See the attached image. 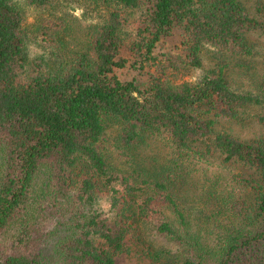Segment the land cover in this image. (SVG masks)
<instances>
[{
    "label": "trees",
    "instance_id": "1",
    "mask_svg": "<svg viewBox=\"0 0 264 264\" xmlns=\"http://www.w3.org/2000/svg\"><path fill=\"white\" fill-rule=\"evenodd\" d=\"M24 2L31 22L15 0H0V264H116L127 240L142 242V225L161 241L143 242L149 264H264V141L216 132L259 100L232 89L222 67L172 83L203 67L206 46L250 56L264 23L238 0ZM68 7L92 28L73 47ZM175 30L180 46L155 55ZM133 58L154 68L145 83L113 75ZM109 121L120 125L119 155L165 137L174 157L150 168L135 155L133 173L119 170L106 155ZM215 155L253 172L234 179L247 196L235 187L227 196L203 170L191 215V174ZM105 193L108 214L95 208ZM47 220L54 228L44 231Z\"/></svg>",
    "mask_w": 264,
    "mask_h": 264
},
{
    "label": "rangeland",
    "instance_id": "2",
    "mask_svg": "<svg viewBox=\"0 0 264 264\" xmlns=\"http://www.w3.org/2000/svg\"><path fill=\"white\" fill-rule=\"evenodd\" d=\"M24 9V12L29 17L31 22L33 12L25 5L24 0H15ZM247 12L259 19L264 23V0H238ZM61 12L66 16L69 23L70 30V44L77 46L74 43H86L92 35V28L89 23L84 21L83 15L80 10L74 7L61 9ZM78 19V21H77ZM179 30H175L172 37L164 40L154 54L158 55L167 49L175 46H180ZM250 45L253 52L250 56H237L226 54L217 51L216 49L206 46L203 51V67L200 69L186 68L182 72H176L173 76L172 83L176 86L185 82H190L192 78L198 80L203 74L212 68L222 67L226 73L227 80L232 89L239 92L250 93L259 101L249 106L240 117L238 121L221 120L217 123V133H228L243 141H264V122L261 118L264 117V29L253 32L249 37ZM154 72L151 64L142 65L136 59L127 62L125 66L118 67L114 70L113 75L122 82L136 81L138 83H145L149 79L150 73ZM120 125L115 121L108 122L106 133L108 136L109 144H107L106 155L110 163L119 168L121 171H129L133 173V159L138 156V160H144L145 166L152 165L150 168L159 167L166 163V160L174 157L171 154V149L168 147L169 141L165 137L154 138V141L149 142L148 146H139L134 151L132 159L119 155L121 152L116 148V138ZM210 160V161H209ZM208 161L197 162L192 172V178L187 189L190 191L185 193L186 205L190 208V214L194 215L195 211L201 208L199 198L201 197V189L197 184H201V171H206V183L213 182L221 178L228 195H232L231 188L237 187L234 183L235 176H241L248 179L253 175V172L234 163H222L223 158L220 155L211 157ZM149 168V170H151ZM187 191V190H185ZM187 194V195H186ZM225 194V195H226ZM237 197L242 195L246 197V193L238 190L234 193ZM219 195V194H217ZM95 208L99 212L108 214L110 210V201L108 194H100ZM106 209V210H105ZM204 226H207L205 221H202ZM194 224H200L198 220L194 219ZM54 228V223L51 220L45 222V229L51 230ZM198 229V228H195ZM142 232V242L127 240L126 245L130 249L128 253L122 254L116 260V264H149L150 261L145 256L143 251V242L153 243L161 241L150 230L149 225L140 226ZM202 235L207 243L211 246L213 241L211 234L205 229ZM50 241V238L47 239ZM50 243V242H49ZM51 244V243H50Z\"/></svg>",
    "mask_w": 264,
    "mask_h": 264
},
{
    "label": "clouds",
    "instance_id": "3",
    "mask_svg": "<svg viewBox=\"0 0 264 264\" xmlns=\"http://www.w3.org/2000/svg\"><path fill=\"white\" fill-rule=\"evenodd\" d=\"M191 83H196V79L195 78H192V80L190 81ZM106 210V209H105Z\"/></svg>",
    "mask_w": 264,
    "mask_h": 264
}]
</instances>
